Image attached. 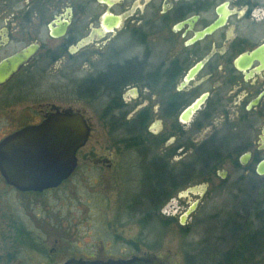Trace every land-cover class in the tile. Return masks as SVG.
Returning <instances> with one entry per match:
<instances>
[{"label":"flooded vegetation","instance_id":"af4514ba","mask_svg":"<svg viewBox=\"0 0 264 264\" xmlns=\"http://www.w3.org/2000/svg\"><path fill=\"white\" fill-rule=\"evenodd\" d=\"M21 54L28 57L0 81V142L40 124L55 113L52 107L80 115L89 135L73 173L57 187L23 192L0 174L4 189L43 197L83 166L95 179L113 182L133 172L122 182L125 190L117 186V215H142L133 208L137 199L168 196L157 213L182 229L189 216L184 224L183 213L177 220L179 201L206 194L213 176L207 153L217 151L218 189L228 188L230 165L235 178L229 187L238 199L247 196L252 214L264 211V175L256 172L264 160V0H0V66ZM49 69L58 83L71 86L60 89L72 105L43 102L40 86ZM38 100L36 117L29 112L16 123L15 108ZM94 134L106 136V153L92 146L80 160ZM135 150L139 159H128ZM159 179L161 194H149L155 185L160 190ZM192 179L204 193L179 196ZM134 184L137 192L130 194ZM45 204L0 214V264H106L149 255L158 264L191 261L171 249L143 251L144 240L119 239L105 219L98 233L69 224L60 209ZM255 227L253 221L252 232ZM248 253V264H264V234L252 239Z\"/></svg>","mask_w":264,"mask_h":264},{"label":"rangeland","instance_id":"374dc122","mask_svg":"<svg viewBox=\"0 0 264 264\" xmlns=\"http://www.w3.org/2000/svg\"><path fill=\"white\" fill-rule=\"evenodd\" d=\"M50 70L51 69H49L47 82L42 83L40 86L41 92H43L42 95L45 96L44 99H42L43 102H48L49 104L53 103L63 107L72 105L73 100L68 101L67 94L64 95L60 89L62 85L67 86L68 89H70L71 86L67 83H58V78L54 74H51ZM38 89L39 87L36 90ZM37 102H39V100L16 107L14 114L16 123L20 121V117L27 115L29 112L33 118L36 117V112H34L33 109H36L34 105H36ZM1 115L2 114H0V117ZM35 120L37 119H34L32 122ZM4 133L5 132H3L2 135ZM2 135L0 136L2 137ZM92 146H95V152L100 154L106 153L108 146L106 136L94 134L91 141L80 153V160H84V152H91L90 149H92ZM210 153L214 156L217 154V151H210ZM127 158L130 160H137L139 156L135 150V152L130 153ZM151 158L152 156L149 155L148 159ZM117 159L121 160V156L117 157ZM226 169L228 170L225 183L228 187L227 189L223 191L218 189L221 181L213 174L209 181L210 186L208 191L204 196L197 200L195 198H190L185 201H179L178 207L180 208L176 216L177 220L185 210L189 209L192 203L195 201L199 203L197 209L189 215L182 229L178 226L177 221L172 222L170 220V223H168L169 225H164L162 222L158 221L157 218H152L153 221L151 223L143 226V222H141V224L138 223L143 220L141 214L134 215L127 211L122 215H117V211L115 210L119 200L117 198V186L125 190L122 182L129 178H134L136 173H123L121 174V179L117 177V181L113 182V178H110L111 180L108 178L95 179L91 176V170L84 166L80 167L75 176L61 189L47 192L43 197L20 196L12 191L13 194L11 195L10 190L4 189V184L0 182V214L10 213V209L13 207L23 208L28 203L35 204V207L39 208V202H42V204L46 203L42 208L49 207V209H60V216L69 220V224L79 223L89 225L91 229H94L96 233H98L101 231V223L105 219V222H109L112 225L113 235H116L119 239H125L127 241L144 240L146 244L141 246L143 251L147 250L148 246L157 247L160 250L171 249L181 256L187 257L194 264H209L213 260L212 256H214V252L211 251L214 246V248L218 249L223 246L228 247L231 243L233 244L232 241L231 243L228 241L224 244L225 233L227 232L224 229L225 221L234 214L239 204L247 200V196H244V199H238L241 197V194L233 191L231 186L229 187L234 181L235 172L230 165L227 166ZM191 181H193L191 187L198 186L195 179ZM136 187V184H134L128 187L127 191L133 194L137 192ZM255 197L256 200L258 199L261 201L258 193ZM263 199L264 197L262 200ZM128 200L129 199H125L124 201L129 202ZM175 203L178 202L175 201ZM121 204L123 205V201ZM99 209H102L103 212ZM163 217L167 219V217ZM0 234H5V232L0 229Z\"/></svg>","mask_w":264,"mask_h":264},{"label":"water","instance_id":"95a60500","mask_svg":"<svg viewBox=\"0 0 264 264\" xmlns=\"http://www.w3.org/2000/svg\"><path fill=\"white\" fill-rule=\"evenodd\" d=\"M218 25L207 30L213 31ZM28 57L21 54L0 66V81L12 74L18 61ZM12 69V70H11ZM197 108V105L195 106ZM194 108V109H195ZM49 113L38 125L27 126L7 136L0 142V174L8 185L19 191H38L55 188L67 179L77 166L76 152L82 148L89 135V127L83 118L71 110ZM258 175H264V160L256 167ZM201 187V186H200ZM205 186L191 187L180 193H204ZM197 201L180 216V223L195 211ZM153 255L146 258L109 261L106 264H158Z\"/></svg>","mask_w":264,"mask_h":264},{"label":"trees","instance_id":"16d2710c","mask_svg":"<svg viewBox=\"0 0 264 264\" xmlns=\"http://www.w3.org/2000/svg\"><path fill=\"white\" fill-rule=\"evenodd\" d=\"M214 156L210 152L207 153L208 176H210L211 173L214 174V171L217 168ZM159 182L160 190L157 191V186L154 184L155 187H153V189L149 191V194H161V185L163 184V180L159 179ZM167 200L168 196L159 198H151L146 196L144 198L137 199L138 204L133 208H136L135 210L141 212L143 216V220L138 223L141 224V222H143L144 226L146 224L151 223L153 221L152 218H157L158 221L162 222V224L164 225L170 223L169 219H165L163 216L157 213V211L160 210V208L164 205V203L167 202ZM248 207V201L245 200L243 203L239 204V207L234 211V214H232L230 218H227V220L225 221L224 228L225 231H227L225 233L224 244H226L228 241L230 243L232 241L233 244L231 243L228 247L223 246L218 249L214 248L215 246H212L213 250L211 252H214V256H212L213 260L209 264H248V249L250 247V242L253 238H263L264 234V211L262 209L260 210L259 208H256L255 213L252 214L249 211ZM151 212H154L155 214L150 215ZM253 221L256 223L257 226L254 232H252L251 230ZM188 264L194 263L190 261V263Z\"/></svg>","mask_w":264,"mask_h":264}]
</instances>
